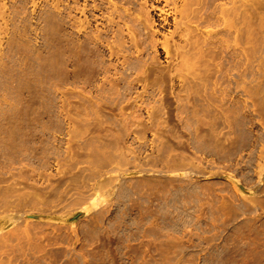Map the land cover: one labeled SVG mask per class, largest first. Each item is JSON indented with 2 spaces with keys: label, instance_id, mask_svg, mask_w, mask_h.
<instances>
[{
  "label": "rangeland",
  "instance_id": "rangeland-1",
  "mask_svg": "<svg viewBox=\"0 0 264 264\" xmlns=\"http://www.w3.org/2000/svg\"><path fill=\"white\" fill-rule=\"evenodd\" d=\"M243 10V96L232 48L210 87L119 111L69 85L67 0H0V264H264V0Z\"/></svg>",
  "mask_w": 264,
  "mask_h": 264
},
{
  "label": "bare ground",
  "instance_id": "bare-ground-1",
  "mask_svg": "<svg viewBox=\"0 0 264 264\" xmlns=\"http://www.w3.org/2000/svg\"><path fill=\"white\" fill-rule=\"evenodd\" d=\"M133 1L67 0L69 85L74 90V77L79 78L80 98L84 89L93 84L95 95L92 97L99 108L121 111L131 103L143 104L151 99L153 94L148 89H153L159 79L166 78L171 83H178L173 97L177 102L183 101L189 96L190 88L209 85L207 81L214 74L211 63L224 56V59L228 58L232 48L239 61L234 68L241 90L238 93L242 95L244 0H225L223 4H216L219 0ZM235 3L238 4L236 7H226ZM52 8L56 10L57 5ZM161 30H167V34H161ZM161 53L167 62L164 73L157 63ZM136 84L141 86V93L132 94ZM213 92L210 88L203 96L210 101ZM74 97L72 93L71 98ZM130 108L136 113L133 106ZM228 112L223 113L224 118H228L225 117ZM128 126H122V131H130Z\"/></svg>",
  "mask_w": 264,
  "mask_h": 264
}]
</instances>
